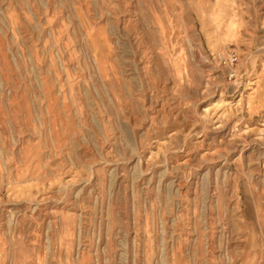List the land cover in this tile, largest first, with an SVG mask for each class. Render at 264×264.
<instances>
[{"label": "rangeland", "instance_id": "rangeland-1", "mask_svg": "<svg viewBox=\"0 0 264 264\" xmlns=\"http://www.w3.org/2000/svg\"><path fill=\"white\" fill-rule=\"evenodd\" d=\"M0 264H264V0H0Z\"/></svg>", "mask_w": 264, "mask_h": 264}, {"label": "built area", "instance_id": "built-area-1", "mask_svg": "<svg viewBox=\"0 0 264 264\" xmlns=\"http://www.w3.org/2000/svg\"><path fill=\"white\" fill-rule=\"evenodd\" d=\"M226 60H228V59H226ZM229 60H230V62L232 63L233 61L236 60V58H235V57H232V58L230 57Z\"/></svg>", "mask_w": 264, "mask_h": 264}]
</instances>
